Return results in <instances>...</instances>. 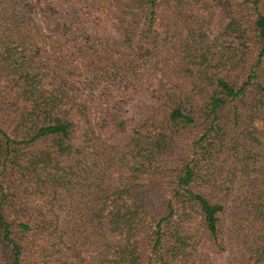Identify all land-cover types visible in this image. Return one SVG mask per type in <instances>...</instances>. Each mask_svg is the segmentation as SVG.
<instances>
[{"label": "trees", "instance_id": "obj_1", "mask_svg": "<svg viewBox=\"0 0 264 264\" xmlns=\"http://www.w3.org/2000/svg\"><path fill=\"white\" fill-rule=\"evenodd\" d=\"M225 255L264 264V0H0V264Z\"/></svg>", "mask_w": 264, "mask_h": 264}, {"label": "rangeland", "instance_id": "obj_2", "mask_svg": "<svg viewBox=\"0 0 264 264\" xmlns=\"http://www.w3.org/2000/svg\"><path fill=\"white\" fill-rule=\"evenodd\" d=\"M30 2H39L42 0H29ZM59 7V14L56 16V21L52 24L40 22V24L43 26L45 32L50 35H56L61 28V24L67 23V24H75L80 20V14L78 11V7L74 4L65 5L62 3H58ZM108 35L114 40V42L118 43L120 40L118 36L112 32L111 30L108 31ZM144 101L142 98L135 99L132 101L125 110H128L129 117L134 118L135 115V106H137L140 102ZM130 129L129 127L125 132H119L114 129H109L106 131L100 132V135L109 143L113 144H122L128 141L130 138ZM61 199L58 198L56 202L57 210L60 206ZM58 214L60 216V212L58 210ZM224 264H228V257L225 255V261Z\"/></svg>", "mask_w": 264, "mask_h": 264}]
</instances>
